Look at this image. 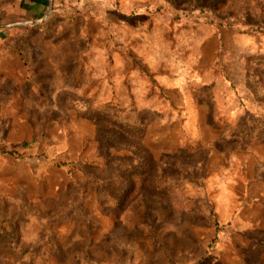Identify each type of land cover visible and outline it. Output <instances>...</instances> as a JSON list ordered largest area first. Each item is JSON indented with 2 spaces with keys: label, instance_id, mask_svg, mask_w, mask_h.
<instances>
[{
  "label": "rangeland",
  "instance_id": "rangeland-1",
  "mask_svg": "<svg viewBox=\"0 0 264 264\" xmlns=\"http://www.w3.org/2000/svg\"><path fill=\"white\" fill-rule=\"evenodd\" d=\"M39 8L0 0V207L46 217L23 260L264 264V0Z\"/></svg>",
  "mask_w": 264,
  "mask_h": 264
},
{
  "label": "crops",
  "instance_id": "crops-1",
  "mask_svg": "<svg viewBox=\"0 0 264 264\" xmlns=\"http://www.w3.org/2000/svg\"><path fill=\"white\" fill-rule=\"evenodd\" d=\"M30 11L40 12L44 0H22ZM22 195V194H21ZM2 200V199H1ZM43 199L27 196H10L3 211L0 207V264H28L22 253L38 245L46 232V217L43 208L30 209V205H42ZM59 220V216H51ZM43 243V242H42ZM30 248V249H29Z\"/></svg>",
  "mask_w": 264,
  "mask_h": 264
},
{
  "label": "water",
  "instance_id": "water-1",
  "mask_svg": "<svg viewBox=\"0 0 264 264\" xmlns=\"http://www.w3.org/2000/svg\"><path fill=\"white\" fill-rule=\"evenodd\" d=\"M32 24H34V23H37V21H33V22H31Z\"/></svg>",
  "mask_w": 264,
  "mask_h": 264
}]
</instances>
